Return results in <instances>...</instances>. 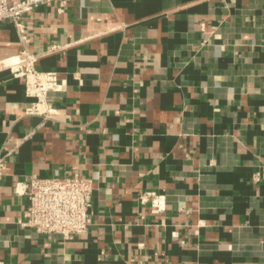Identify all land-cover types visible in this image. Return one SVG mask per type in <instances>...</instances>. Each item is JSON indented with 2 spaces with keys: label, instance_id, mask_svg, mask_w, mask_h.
I'll list each match as a JSON object with an SVG mask.
<instances>
[{
  "label": "crops",
  "instance_id": "0c3cea01",
  "mask_svg": "<svg viewBox=\"0 0 264 264\" xmlns=\"http://www.w3.org/2000/svg\"><path fill=\"white\" fill-rule=\"evenodd\" d=\"M24 24L61 89L51 120L24 114L0 22V261L264 264V0L53 1ZM54 176L90 183L84 234L21 225L15 184Z\"/></svg>",
  "mask_w": 264,
  "mask_h": 264
},
{
  "label": "built area",
  "instance_id": "2783aa9c",
  "mask_svg": "<svg viewBox=\"0 0 264 264\" xmlns=\"http://www.w3.org/2000/svg\"><path fill=\"white\" fill-rule=\"evenodd\" d=\"M57 3V11L61 13L66 0H0V22L9 21L15 27L21 44L20 56L9 59L13 77L21 78L26 97L31 99L24 114L39 116L44 121L51 120L57 108L49 104L48 95L60 91L54 71L38 70L35 66L36 56L26 50L29 38L26 35L24 16L40 5ZM59 48L51 45L50 49ZM6 155L0 156V175L4 170ZM91 185L78 177L30 178L17 182L14 187L16 194L24 195L27 205L23 227L40 234H58L63 239L71 235H81L87 230L89 197ZM140 203L149 202L157 212L165 208L161 195L153 192L138 195ZM0 264H3L0 261Z\"/></svg>",
  "mask_w": 264,
  "mask_h": 264
}]
</instances>
